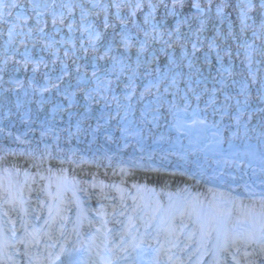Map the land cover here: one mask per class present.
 <instances>
[{
  "label": "snow or ice",
  "instance_id": "1",
  "mask_svg": "<svg viewBox=\"0 0 264 264\" xmlns=\"http://www.w3.org/2000/svg\"><path fill=\"white\" fill-rule=\"evenodd\" d=\"M189 3L196 10L190 15L181 11ZM207 3L210 10L212 0H207ZM145 7L148 11L142 20H138L137 13ZM226 7V3L216 5V14L221 22ZM238 7L241 32L253 28V42L245 41L240 45L246 50V59L251 64L253 53L264 57V0H240ZM16 8L20 11L13 17L10 10ZM161 8L163 12L158 18ZM125 9L126 15L122 14ZM205 12L201 0H0V23L7 25L6 32L0 33L6 36V55L0 60V109L6 110L0 112V174L7 180V184L0 182V264H77L75 257L80 252L79 248L61 245L59 252L52 251L59 238L67 233L69 224L77 233L85 225L95 229L91 239L93 242L100 240L97 245L100 264H117L126 258L120 253L126 252L129 246L134 251L139 247L126 244L125 237L136 239L132 229L140 219H143L144 235L151 236L152 231L157 237L161 233L164 235V243L156 250L155 264H187V260L196 254H211L212 264H264V225L256 231L230 225L224 214L197 213L195 219L190 214L189 222L178 226L174 223L177 216L171 209L159 219L155 214L146 218L127 216L120 219L127 212L123 197L119 209L113 207L108 213L103 204L95 210L86 208L85 201L78 195L99 189L98 199H107L105 189L114 188L119 192L122 191L119 186L105 184L98 179L97 173H91L90 180L72 177L71 187H68L65 165L80 167L88 163L99 169L104 160L110 164L112 157L105 155L88 160L77 156L79 150H70V155H62L64 150L59 148L61 134L66 133L69 141L83 136L91 137V143L101 134L106 140H113L114 131L109 122L120 115L121 108L126 115L131 109L134 81L141 68L144 69L143 75L151 79L144 86L139 100H144L146 94L154 96L144 105L142 117L151 116L153 123L162 118L161 109L165 106L169 111L176 108L177 100L184 102L185 113L193 101L199 107L203 100L201 111L211 109L213 116L219 115L221 120L228 117L238 125L245 114L251 118L257 111L264 112V109H251L252 93L248 83L240 82L235 93L227 90L233 72L231 65L224 67L215 39L208 41L207 51L202 56L198 55L204 47L201 33L206 26ZM250 13L258 18V24ZM170 19L174 24H168ZM248 20L253 24L248 25ZM193 21L198 24L196 28H193ZM184 27L187 32L182 31ZM165 36L168 39H164ZM255 40L260 41L259 48ZM156 43L161 47H154ZM176 46L180 48L179 56L175 54ZM9 51L11 56L7 55ZM213 53L220 65L215 75L210 72ZM224 55H231L230 50H225ZM162 59L164 63L161 66ZM9 63L13 64L12 73L31 69L27 88L25 81L14 76H10V80L15 87H3L8 82L4 76L9 71ZM206 69H209V75H205ZM38 74L43 83L37 79ZM122 76H127V83L121 81ZM250 76L255 83V75L250 73ZM209 80L211 88L208 87ZM236 83L232 81V85ZM121 86L126 90L123 99L129 101L126 105H121L120 97L115 94V89ZM153 88L155 93L151 92ZM17 89L22 90V95L17 93ZM10 92L16 93L14 99L8 95ZM109 92L112 93L110 98ZM169 93L173 98L171 101L167 99ZM256 98L264 103V83L257 90ZM109 99L116 103L115 116L107 110ZM101 101L103 106L99 108L100 115L93 126L87 121L95 111L93 104L100 105ZM126 115L121 117L122 121L126 120ZM12 116L17 117L16 122L24 126V131L13 132L12 125L3 123ZM205 122L200 121L202 124ZM130 125L131 121H127L125 126L117 125L124 140L138 134L131 130ZM34 133H39V138L33 136L29 139V135ZM49 137L56 144L55 152L46 142ZM8 140L25 147H10L4 143ZM21 158L23 163H20ZM120 171L123 173L125 169ZM21 176L24 177L23 183L18 179ZM53 177H57L55 192L51 191ZM29 181L33 184L47 181L38 189L35 203L25 195L26 187L29 193L34 191ZM69 191L71 197L67 195ZM73 208L75 219L68 215ZM138 209L139 205L133 211ZM93 211L95 219L89 216ZM179 215L183 220V213ZM110 223L119 225V229L108 227ZM117 236L120 238L118 244L113 242ZM42 240L44 252H34ZM186 251L188 257L183 258L180 253ZM160 254L165 257L163 261L159 259Z\"/></svg>",
  "mask_w": 264,
  "mask_h": 264
},
{
  "label": "bare ground",
  "instance_id": "2",
  "mask_svg": "<svg viewBox=\"0 0 264 264\" xmlns=\"http://www.w3.org/2000/svg\"><path fill=\"white\" fill-rule=\"evenodd\" d=\"M18 2H21V0H18ZM201 3L206 9L203 17L206 19V26L201 33L204 47L198 55L202 56L203 52L207 51L208 41L215 39L223 56L222 63L224 67L231 65L233 72V75L228 80L229 88L227 90L235 93L239 88L240 82L248 83L252 93L251 109H264V103H260L256 98L257 90L264 83V57L253 53L251 64H249L246 59V50L240 46L245 41L252 43L254 40L252 27H249L243 33L241 32L240 9L238 7L240 0H212L210 10L207 0H201ZM220 3L227 4V7L223 10V22L217 17L215 10L216 5ZM10 11L14 17L20 9L16 8ZM111 11L114 12L115 9ZM147 11L148 9L145 7L138 12L137 19L142 20L143 14ZM181 11L190 15L195 13L196 10L191 8V3H189V6ZM162 12V8L158 10V18ZM122 14L126 15L127 10H123ZM76 15L78 16V12ZM250 15H253V19L258 24L259 20L254 13H250ZM102 18L103 14L101 13L100 19ZM192 23L193 28L198 26L196 21ZM246 23L252 25L253 21L248 20ZM168 24H174V20L170 19ZM6 29L7 25L0 23V33L6 32ZM65 31L67 30L65 29ZM182 31L187 32V28H182ZM5 39L6 36L0 35V60H3L6 55L4 52ZM164 39H168V37L165 36ZM255 44L259 48L260 41L255 40ZM154 47L159 48L161 45L156 43ZM174 50L175 54L179 56V46H176ZM225 50H230L231 55H224ZM170 51L172 50L170 49ZM7 55L11 56V51ZM211 58L212 66L210 72L215 75L216 69L220 65L217 63L214 53ZM163 63L164 60L162 59L161 66ZM12 67L13 64L9 63V71L4 76V80L8 82L3 84V87L14 88L15 85L10 80V76H14L16 79L25 81V88H27V77L32 75L31 69L12 73ZM143 72L144 69L141 68L140 75L134 81L135 94L130 102L132 107L128 110L127 115L125 110L121 108L119 110L120 115L115 116L117 111L116 103L109 99V108L107 110L111 111L115 116L109 122L111 129L114 131L113 140H106L101 134L91 143V137L83 136L79 140L74 138L69 141L66 139V133L61 134L59 148L64 150L62 155H70V150H79L77 156H83L88 160L105 155L112 157L110 164L107 160H104L99 169H97L95 164L88 163L82 164L80 167L65 165L69 182L68 187H71L72 177H76L77 180H90L91 173H97L98 179L103 180L105 184L117 185L122 191L118 192L114 188L105 189L107 199H98L99 189H90L87 194L78 193L81 199L85 201L86 208L95 210L103 204L106 211L111 213L113 207L119 209L121 197H123L127 212L125 217H120V219H126L127 216L146 218L152 214H155L157 219H159L166 216L171 209L174 210L177 216L174 223L178 226L181 223H188L190 214L192 219H195L197 213L201 215L224 214L230 225H241L244 228H254L256 231H260L262 225H264V112L257 111L251 118L245 114L238 125L236 121L228 117L221 120L219 115L213 116L211 109L206 112L201 111L204 108L203 100L199 107L193 101L187 108L199 111L198 114L194 115L195 117H188L193 115V113L177 116V111L185 108L184 102L177 100L176 108L169 111L167 106H165L164 109H161L162 118L153 123L151 116L146 119L142 117L144 105L154 99V96L146 94L144 100H139L140 93L144 90L148 80L151 79V77L144 76ZM250 73L255 75V83H252ZM205 75H209V69L205 70ZM37 79L40 83H43L39 74ZM233 80L237 81L235 85H232ZM121 81L127 83V76H122ZM180 87H184L183 83H181ZM208 87H212L211 80H209ZM124 91L126 90L122 86L115 89V94L120 97L121 105L129 103V101L123 99ZM155 91V88L151 89L152 93H155ZM161 91H163V87H161ZM17 93L22 95V90L17 89ZM8 95L14 99L16 93L10 92ZM108 95L110 98L112 93L109 92ZM206 98L205 96L204 99ZM167 99L169 101L173 99L170 93ZM102 106L103 101H101L100 105L93 104L95 111L87 123L95 125L96 117L100 115L99 108ZM12 110L13 112L16 111L15 108ZM3 111L6 110L0 109V112ZM125 115L126 120L122 121L121 117H125ZM66 120L67 117H65V122ZM201 120L211 122L218 127L213 132L218 133L216 135L219 139L218 144L220 143V152L211 148L206 141L197 138L194 132L189 129L190 125H198ZM16 121L17 117L12 116L9 120L3 121V123L12 125L13 132L24 131V126ZM127 121H131V130L138 132V134L128 136L127 140H124L121 138L117 125L125 126ZM73 123H75V120H73ZM61 126H63V122ZM33 136L38 139L39 133L30 134L28 138L32 139ZM46 142L52 145L55 152L56 144L53 143L51 137L47 138ZM4 143L13 148L25 147L13 144L10 140L4 141ZM125 144L127 145L126 147ZM41 147H43V144H41ZM20 163H23L22 158ZM4 166L7 167L8 165ZM121 168L125 169V172L121 173ZM45 175L47 174L45 173ZM18 179L23 183V176ZM52 181L51 191L55 192L57 177H53ZM0 182L7 184V180L2 174H0ZM46 183L47 181L33 184L29 181L34 191L29 193L26 187V197L35 203L38 189ZM67 195L71 197V191ZM40 196L43 198V194H40ZM137 205H139V209L134 212L133 209L137 208ZM181 212L183 213V220H181L179 215ZM68 215L75 219V209L73 208ZM89 216L92 219L96 218L94 211L89 213ZM42 222L41 220L40 223ZM38 226L39 224H37ZM17 227H19L18 224ZM108 227L119 229L120 226L110 223ZM67 228L68 231L65 234L66 242L61 241L57 246L69 244L68 248L73 246L79 248L80 252L75 257L77 264H88L87 261L96 260L98 258L97 254L88 255V252H91V248L99 250L97 245L100 244V240L93 242L91 239L95 229L85 225L77 233L72 231L71 224ZM136 229H139V231L137 232ZM144 233L143 219L136 220V227L132 229V234L136 239L133 240L131 236L125 237V243L139 245V247L134 251L129 246L126 252L120 253L121 256L126 258L119 260L117 264H155L156 250L164 243V235L161 233L157 237L155 231H152L151 236H146ZM119 241L120 238L118 236L114 237V243L118 244ZM165 246L167 247V245ZM201 251L203 252V249ZM180 255L183 258H187L188 251L180 253ZM159 259L160 261L165 259L163 254H160ZM197 261L198 264H212L213 257L211 254L192 255L191 259L187 260V264H197Z\"/></svg>",
  "mask_w": 264,
  "mask_h": 264
}]
</instances>
